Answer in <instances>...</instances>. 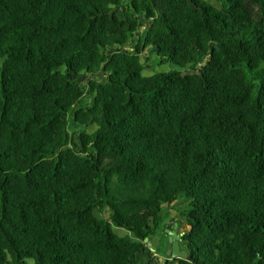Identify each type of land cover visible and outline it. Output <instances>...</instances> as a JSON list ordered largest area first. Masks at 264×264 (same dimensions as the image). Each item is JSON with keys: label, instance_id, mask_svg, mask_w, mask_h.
I'll return each mask as SVG.
<instances>
[{"label": "trees", "instance_id": "16d2710c", "mask_svg": "<svg viewBox=\"0 0 264 264\" xmlns=\"http://www.w3.org/2000/svg\"><path fill=\"white\" fill-rule=\"evenodd\" d=\"M216 1L0 0V264H153L181 197L163 264H264V0Z\"/></svg>", "mask_w": 264, "mask_h": 264}, {"label": "rangeland", "instance_id": "374dc122", "mask_svg": "<svg viewBox=\"0 0 264 264\" xmlns=\"http://www.w3.org/2000/svg\"><path fill=\"white\" fill-rule=\"evenodd\" d=\"M212 4H215L218 7L220 6V3L216 0H207ZM149 51L146 50L143 53V61H145V58L148 55ZM157 60V55L150 56V60L147 62V64H151L153 62V70H144L143 73L145 75H151L155 72L160 71H168L171 69H176L177 67L169 62L160 63L155 62ZM189 200H187L185 197H181L178 199V202H175L174 204L170 205L169 207L164 206L161 210V222L159 226L156 228V230H153V234L150 236V240L147 242V246L152 250V252L156 255V260H153V264H163V261L166 257V247L168 245L170 233L177 237L179 236V233L182 231L189 229V226L187 224L186 219L182 216V213L184 212V209L188 208ZM95 215L98 218H108L109 212L104 210L101 212L99 209H95ZM179 219L181 223V227H178L177 223L173 225L171 229H169V225H172L173 221ZM181 228V229H180ZM115 232L119 235H125V230L121 228L115 227ZM26 264H34V261L32 259H28Z\"/></svg>", "mask_w": 264, "mask_h": 264}, {"label": "water", "instance_id": "95a60500", "mask_svg": "<svg viewBox=\"0 0 264 264\" xmlns=\"http://www.w3.org/2000/svg\"><path fill=\"white\" fill-rule=\"evenodd\" d=\"M112 15V12H111ZM148 241V238L146 239ZM166 255L169 256L171 259L176 258H184L188 259L191 258L189 253L187 251H184L181 246V242L179 239H177L172 233H170Z\"/></svg>", "mask_w": 264, "mask_h": 264}, {"label": "crops", "instance_id": "0c3cea01", "mask_svg": "<svg viewBox=\"0 0 264 264\" xmlns=\"http://www.w3.org/2000/svg\"><path fill=\"white\" fill-rule=\"evenodd\" d=\"M175 222H180L179 221V219H177L176 218V220L175 221H173V223L172 224H175ZM177 225H178V227H179V224L177 223ZM181 229V228H180ZM180 234V233H179ZM177 239H179L180 240V238H179V236L177 235V237H176ZM181 246H182V244H181ZM166 249H167V247H166ZM182 249L185 251V249L183 248V246H182Z\"/></svg>", "mask_w": 264, "mask_h": 264}, {"label": "built area", "instance_id": "2783aa9c", "mask_svg": "<svg viewBox=\"0 0 264 264\" xmlns=\"http://www.w3.org/2000/svg\"><path fill=\"white\" fill-rule=\"evenodd\" d=\"M154 256L156 257V255L154 254Z\"/></svg>", "mask_w": 264, "mask_h": 264}]
</instances>
